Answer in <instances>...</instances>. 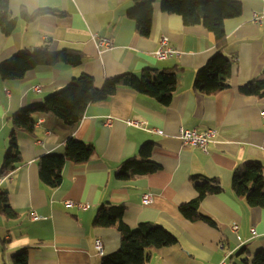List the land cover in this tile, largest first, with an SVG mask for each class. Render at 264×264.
I'll return each instance as SVG.
<instances>
[{
  "label": "crops",
  "instance_id": "0c3cea01",
  "mask_svg": "<svg viewBox=\"0 0 264 264\" xmlns=\"http://www.w3.org/2000/svg\"><path fill=\"white\" fill-rule=\"evenodd\" d=\"M232 1L241 5L242 14L224 23L223 54L233 60L229 88L207 97L192 87L196 72L216 53L213 37L201 25L186 27L180 16L163 13L161 0H155L147 38L127 18L135 0H8L16 28L8 36L0 31V64L18 52L41 48L77 51L83 62L39 68L22 80L0 78V179L11 117L42 103L79 75L90 76L100 89L105 80L126 73L176 70L177 87L167 107L119 88L109 100L89 105L75 127L53 115H37L33 135L18 134L20 165L0 183L14 213L8 218L0 211V264H13L12 258L24 250L27 264H100L94 242L101 240L106 256L119 249L121 237L116 229L97 228L93 221L100 208L117 204L126 207L122 222L129 228L157 224L177 239L176 245L152 254L147 264H252V257L264 251V208L249 207L230 189L232 173L243 162H259L264 177V98L239 91L264 72V0ZM40 10L55 13L28 21ZM93 35L111 39L113 46L99 51ZM162 37L177 56L154 57ZM109 118L111 125L106 126ZM181 128L214 130L216 138L203 152L181 143ZM69 138L91 144L96 155L80 167L67 162L61 185L50 189L39 179L37 162L62 155ZM147 143L153 145L151 159L159 171L117 179L119 165ZM193 178L221 181L223 191L204 197L198 206L211 225L188 221L179 211L197 197ZM148 193L152 202L143 205L142 196ZM235 223L236 232L231 229Z\"/></svg>",
  "mask_w": 264,
  "mask_h": 264
},
{
  "label": "trees",
  "instance_id": "16d2710c",
  "mask_svg": "<svg viewBox=\"0 0 264 264\" xmlns=\"http://www.w3.org/2000/svg\"><path fill=\"white\" fill-rule=\"evenodd\" d=\"M155 0H135L134 7L127 18L133 21L135 32L147 38L151 32ZM161 11L167 15H178L183 25L192 27L201 25L213 37L216 53L199 69L193 81V91L211 97L229 88V77L233 60L226 58L223 50L226 47L224 23L242 14L241 5L232 0H161ZM55 11L40 10L28 21L40 15L54 14ZM16 28V21L9 14L8 0H0V31L11 35ZM83 62L80 52L61 50L49 52L41 48L35 51H21L9 60L0 64V78L4 81L22 80L30 71L39 68L54 67L66 64L77 67ZM177 87L176 70L146 69L139 75L126 73L105 80L97 89L93 79L85 74L74 78L61 91L46 97L42 103L27 107L11 117L12 130L8 138V152L4 159L1 177L9 176L21 163L18 146V134L33 135L37 115H53L65 125L75 127L81 121L85 110L91 104L107 101L119 88L131 89L134 92L153 98L163 107L169 106ZM246 96L264 98V72L247 85L239 88ZM152 143L140 147L136 156L119 165L117 179H128L131 174L146 176L159 171L160 166L151 159ZM91 144L69 138L64 145L62 155H49L39 158L38 176L46 187L57 189L61 185L62 171L67 162L83 166L95 157ZM193 178L197 197L179 207L180 213L191 222L203 221L212 224L198 212V206L206 196L218 195L223 191L221 181L217 178ZM230 189L234 195L247 202L252 208H264L263 166L257 161H246L238 165L231 177ZM126 207L123 204L102 207L98 210L93 224L100 229L114 228L120 234L119 249L101 258L100 264H147L151 255L163 248L177 244V239L165 228L150 223L140 224L131 229L122 222ZM1 214L12 218L14 213L0 194ZM13 264H27V250L12 258ZM252 264H264V251H258L252 257Z\"/></svg>",
  "mask_w": 264,
  "mask_h": 264
},
{
  "label": "built area",
  "instance_id": "2783aa9c",
  "mask_svg": "<svg viewBox=\"0 0 264 264\" xmlns=\"http://www.w3.org/2000/svg\"><path fill=\"white\" fill-rule=\"evenodd\" d=\"M259 20H260V18L255 16L254 21L258 22ZM92 40L96 43V46H97L99 51L110 49L113 46V41L111 39L102 38V37H99L98 35H93ZM177 54H178L177 51L167 47V38L162 37L159 40V48L154 53V57L157 60H164V59H166L170 56H173V55L177 56ZM39 90H40L39 87H35L33 89L34 92H39ZM260 114H261V117L263 119V125H264V110H261ZM105 124H106V126H110L111 125V119L110 118L107 119ZM129 124L134 125L136 127H142L144 125L142 122H137V121H131V122H129ZM215 138H216V132L214 130L202 132V133H198L194 130H184L182 128L179 130V140L181 141L182 144L198 147L203 152H206L207 144ZM2 178H5V177H2ZM2 178L0 179V183L2 181ZM0 193H1V191H0ZM141 202L143 205L151 204L152 196L149 193L144 194L142 196ZM67 206L72 208V207H74V203L67 202ZM81 207L83 209L88 208V206H81ZM31 219L38 220V217L36 215L32 214ZM231 229L234 232H236L238 229L237 224L236 223L233 224ZM94 249H95L97 256L102 258L103 257V244H102L101 240L97 239L94 242Z\"/></svg>",
  "mask_w": 264,
  "mask_h": 264
}]
</instances>
